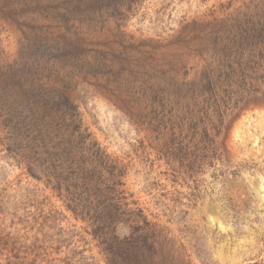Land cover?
I'll list each match as a JSON object with an SVG mask.
<instances>
[{
	"label": "rangeland",
	"instance_id": "374dc122",
	"mask_svg": "<svg viewBox=\"0 0 264 264\" xmlns=\"http://www.w3.org/2000/svg\"><path fill=\"white\" fill-rule=\"evenodd\" d=\"M11 66L128 165L113 198L144 230L123 257L0 126V264H264V0H0V85Z\"/></svg>",
	"mask_w": 264,
	"mask_h": 264
},
{
	"label": "trees",
	"instance_id": "16d2710c",
	"mask_svg": "<svg viewBox=\"0 0 264 264\" xmlns=\"http://www.w3.org/2000/svg\"><path fill=\"white\" fill-rule=\"evenodd\" d=\"M44 49L51 55L50 51L65 48L46 42ZM8 71L0 85V126L9 130L8 154L56 193L77 220L90 223L95 232L111 235L120 254L128 257L135 240H120L118 231L144 230L133 225L139 222V214L113 198L123 185L128 165L109 155L93 138L80 107L65 92L42 82L30 68L11 66ZM197 128L195 123L188 131L196 135ZM204 136L210 138L207 130Z\"/></svg>",
	"mask_w": 264,
	"mask_h": 264
}]
</instances>
